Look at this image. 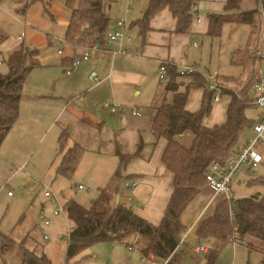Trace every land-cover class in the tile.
<instances>
[{
	"label": "crops",
	"instance_id": "1",
	"mask_svg": "<svg viewBox=\"0 0 264 264\" xmlns=\"http://www.w3.org/2000/svg\"><path fill=\"white\" fill-rule=\"evenodd\" d=\"M228 2L229 0H197L200 18L192 21L190 31L187 33L174 31L176 18L168 8L161 9L150 19V29L145 37L139 33L137 24L132 23L141 15L132 18L130 24L126 25V33L132 31L134 35L127 39L125 37L120 42L107 43L105 40L103 45L95 44L89 52L90 57L80 63V65L82 63L88 65L86 68L88 73L83 74L82 77H71L72 72L66 74L64 69L68 64H63L62 60L65 57H74L75 54L80 55L83 46L73 47L62 39L66 48L64 52L63 49L58 51L60 66L62 74L70 77L66 78L67 81L60 82L59 89L55 88L56 85H52L47 91L38 90L31 93L22 91L19 114L10 130L19 129L28 138L32 133L45 127L47 134L53 132L51 140H57L58 144L61 132L65 131L64 146L62 148L59 146L60 150L64 153L74 143L84 149L75 172H81L83 179L96 189L106 187L119 167L116 144L123 153L132 154L140 143L138 154L120 166L122 179L119 181L117 195L119 200L130 205L136 214L153 224H158L173 189V173L162 160L167 138L157 137L151 130V120L158 104L163 98L171 100L172 97V92L165 90V81L158 78V66L160 61H170L179 70L188 65L197 66L208 62L207 64L210 63L209 66L217 71L219 81L235 87L236 84L233 83L235 74L230 67L234 64L232 56L234 57L236 53L239 55L238 60L242 61L244 56L242 58L240 53H245L246 60L251 62V51L254 46L241 45L237 40L230 47L215 45L217 49L215 51L212 49V41L215 36L218 39L229 26L237 28L243 25V21L237 20L239 12L257 8L258 0H254L250 7L246 0H232V4L237 5L230 7L227 6ZM137 4L142 14L148 5V0H139ZM107 6L109 9L112 7L110 4ZM108 11L110 17L120 14L112 15L111 11ZM209 13H225L230 18L222 24L219 35L213 36L208 33ZM255 17L263 22L264 16L256 14ZM22 32L23 36L19 37V34L16 37L17 40L11 50L24 38L26 32ZM219 41L222 40L219 38ZM203 43L209 48L206 52L202 49ZM260 43L263 44L264 40ZM119 49L123 51L116 52ZM93 74L98 76L97 83L89 80V75ZM78 91L79 97H72V94ZM203 91L202 87L192 88L189 91L186 109L193 111L199 108ZM224 96L226 98L223 99L222 96L219 101L212 102L210 114L203 119L205 125L211 126L225 119L228 96ZM104 102L124 105L125 108L111 112L103 105ZM132 108L138 113H133ZM192 138L191 131H185L177 136V139L186 146L190 145ZM58 163L54 166L55 172ZM49 165L52 166L51 160ZM130 179H137L138 183L132 188H127L123 182ZM220 196L222 195H214L210 187L204 184L186 206L181 215L186 230L181 237V256L176 264H205L208 248L218 244L215 240L202 241L208 247L206 251H195L190 248L194 254L187 255L188 236L193 234L198 240L195 234L197 222L213 210ZM51 200L56 201L55 197ZM64 214L68 218L67 214ZM61 233L64 232L59 234ZM99 242L110 244L111 264H165L166 262L164 258L152 253L147 255L141 253L135 244L128 245L126 242L109 240ZM21 244L23 245V242ZM222 244H219L218 252ZM199 253H203L204 257H199ZM45 257L50 261L46 255Z\"/></svg>",
	"mask_w": 264,
	"mask_h": 264
},
{
	"label": "trees",
	"instance_id": "2",
	"mask_svg": "<svg viewBox=\"0 0 264 264\" xmlns=\"http://www.w3.org/2000/svg\"><path fill=\"white\" fill-rule=\"evenodd\" d=\"M62 1L68 10L62 39L73 47L103 45L106 40V23L110 18L106 1ZM193 1L148 0V5L141 16L132 23L137 24L139 33L145 37L150 29V19L161 9L168 8L176 18L174 31L187 33L193 21ZM261 4L264 7V0H261ZM236 5L232 4V0L227 3L228 7ZM256 14H259L258 7L244 10L239 12L237 20L250 23ZM208 18V33L213 36L219 35L222 24L230 19L225 13H209ZM1 40L0 36V42ZM38 56V48L25 44L22 38L3 59L7 70L0 71V144L18 117L23 85L29 72L40 65ZM72 60L73 57H65L62 63L69 65ZM166 67V77L163 81L165 90L171 91L172 97L171 100L165 98L161 100L151 120L153 134L167 138L162 160L173 173V189L161 221L153 224L136 214L130 205L120 200L116 201L119 181L122 179L120 166L138 154L140 143L132 154L123 153L116 144L119 167L109 184L99 189L88 206L73 198L65 201L66 214L72 222L68 232L66 261L94 243L109 240L126 242L128 245L135 244L145 255L152 253L167 259L165 264H176L181 256L180 240L186 230L181 215L188 203L206 184L205 173L209 164L213 161L225 163L247 141L239 144L240 135L244 130L251 127L254 130V125L260 120L262 109L253 102V96L249 94V89H252V84L258 76L257 61L253 52L252 71L248 76V80L252 79L250 85L247 81L242 85L230 87L217 79L223 85L221 97L227 95L229 99L226 103L225 119L211 126L203 123V119L211 112L213 96V91L206 86L207 80L204 75L198 71L181 74L170 61H166ZM196 87L203 88V96L199 108L191 111L186 109L185 105L189 91ZM251 106L258 108L256 118L246 113V109ZM185 131L193 133L188 146L177 139V136ZM65 138L66 133L63 131L59 136L61 148L64 146ZM257 147L260 149L262 146ZM83 150L77 143L66 149L56 167V173L70 178L78 166ZM263 161L264 154L260 163ZM248 182L264 185V177L259 176ZM233 199L230 203L224 195L220 196L213 210L197 222L195 234L199 243L211 240L218 242L208 248L205 264H215L219 244L228 241L242 243L248 249L257 247L264 255V192L237 197L234 195ZM0 237L12 240L5 234L0 233ZM251 238L259 243H254ZM9 247H1L0 252H6ZM19 248L20 264H50L44 254L38 255L23 245Z\"/></svg>",
	"mask_w": 264,
	"mask_h": 264
},
{
	"label": "rangeland",
	"instance_id": "3",
	"mask_svg": "<svg viewBox=\"0 0 264 264\" xmlns=\"http://www.w3.org/2000/svg\"><path fill=\"white\" fill-rule=\"evenodd\" d=\"M105 1L107 5L112 6L109 9L112 15L120 13L113 18L125 16L126 25L130 24L132 18L141 15L137 4L139 0H133L130 10L126 13L124 12L125 0ZM246 1L248 7L254 2V0ZM260 5L261 0H258L259 9ZM258 15L263 17L264 13L262 14L259 10ZM67 18L68 10L62 0H0V36L2 37L0 71L5 72L7 70L3 59L22 31L26 32L23 38L24 43L39 50L40 65L29 72L23 85V93L38 90L47 91L52 88V85H56L55 88L59 89L60 82L67 81L66 78L70 77V75L62 74L60 54H58V50L63 49L64 52L66 48L62 42V37ZM133 35L132 31H128L125 39L131 38ZM219 38L222 41H219ZM219 38L217 39L215 36L214 41H212V49L215 51L217 50L215 45L217 47L219 44L230 47L237 40L241 45L254 46L251 54L257 47L264 49V43H260L264 40V19L263 22H260L255 17L252 22H243V25L237 28L229 26ZM226 39L233 40L225 41ZM202 49L206 52L209 48L203 43ZM240 55L242 58L244 56L242 61L238 60L239 55L236 53L234 57L232 56L234 64L230 67L235 74L233 83L242 85L248 81L250 85L252 76L249 77L251 80H248V76L252 71L251 62L246 60L245 53H240ZM74 56L79 55L75 54ZM207 63L203 62L200 66ZM86 68L88 65L79 64L72 71L71 77L87 75ZM65 90L67 92V88ZM72 90L71 92H73ZM249 94L253 96L252 89H249ZM79 95L78 91L73 93L72 97L78 98ZM224 98L226 96H223ZM246 113L248 116L256 118L258 108L248 107ZM45 130L46 128L42 127L28 138L19 129L10 130L0 144V232L12 238L9 240L6 237H0L1 247L10 246L6 253L0 252V264H20L19 246H22V242L29 250L39 254L44 253L50 259L51 264H108L111 262V249L108 242L94 243L66 261L65 246L71 221L66 218L64 213H60L50 217V224L45 225L43 223L41 214H48L58 204L64 205L66 200L73 198L88 206L91 198L95 197L99 191L83 179L81 172H74L70 178L60 174L54 175L56 173L54 166L58 163L57 161L61 158L63 151L60 150L57 140H51L53 132L50 131L47 134ZM254 135L255 132L252 127L246 128L240 135L239 144ZM259 150L264 154V148L260 147ZM50 160L52 166L49 165ZM259 176L264 177V161L252 168L242 165L234 175L232 182L235 197L256 192L263 193L264 185L248 182ZM77 184H83L84 187L78 189L76 188ZM123 185L125 186L124 182ZM44 186L51 188L58 203L52 201L51 196L44 195L42 192ZM8 191L12 195H8ZM60 232H64L61 233L63 234L61 237L58 236ZM44 233L49 235L47 239H44ZM251 240L256 244L259 243L252 238ZM187 242V255H193L194 252L190 248L198 244V240L193 234H190ZM221 246L215 264H264V255L257 247L248 249L247 246L241 243L234 244L232 241L225 242ZM198 256L203 258L204 254L199 253Z\"/></svg>",
	"mask_w": 264,
	"mask_h": 264
},
{
	"label": "built area",
	"instance_id": "4",
	"mask_svg": "<svg viewBox=\"0 0 264 264\" xmlns=\"http://www.w3.org/2000/svg\"><path fill=\"white\" fill-rule=\"evenodd\" d=\"M126 7L125 13L130 10V5L133 0H125ZM261 13H264V7L262 4L260 5ZM192 20L197 21L200 18V13L198 9L197 0H194L192 3ZM126 21L125 16L118 17H110L106 23V41L107 43L120 42L123 38L126 37ZM23 36V32L19 35V37ZM194 44H196L194 42ZM95 46H83L82 53L73 57L72 62L67 65L64 69L66 74L71 73L73 70L77 68V66L84 60L89 57L90 50ZM59 52L61 50H58ZM123 51V49H119L116 52ZM253 55L256 57L257 66H258V76L254 80L252 84L253 91V102L256 103L262 109V115L260 120L254 125L255 135L249 138L245 143H243L237 151L229 157L225 163L221 164L218 161H213L209 164L206 173V185L210 187L214 195L221 194L224 195L230 203L233 202L234 192L232 190V181L234 175L237 173L239 168L242 165H246L247 168H252L260 163L263 159L262 152L258 149L257 146L261 145L264 148V50L262 48H257L253 51ZM193 71H198L206 78V86L208 89L213 91L212 102L219 101L221 98V92L223 89V85L219 83L217 80V71L212 69L208 64L206 65H188L181 69L179 72L181 74L190 73ZM167 67L166 61H160L158 66V78L162 81L166 77ZM89 80L92 83L98 82V76L93 74L89 75ZM103 105L108 108L111 112L124 109V105H116L111 102H104ZM133 113H138V111L132 108ZM22 166H20L21 168ZM138 183L137 179H130L124 182L127 188H132L136 186ZM76 188H83L82 184H77ZM42 192L44 195L48 197H53V193L51 189L47 186L42 188ZM10 194V191H8ZM54 201V200H53ZM58 203V202H56ZM60 213H66V209L64 205L58 204V206L52 208L48 214H41V218H43V223L45 225L51 223V216L58 215ZM69 232V231H68ZM67 232V234H68ZM59 236H63V234H59ZM44 239H47L49 235L44 233ZM182 242V238L180 243ZM235 243H238L234 241ZM207 246L203 243H198L192 246V249L195 251H206ZM167 260V259H165Z\"/></svg>",
	"mask_w": 264,
	"mask_h": 264
},
{
	"label": "water",
	"instance_id": "5",
	"mask_svg": "<svg viewBox=\"0 0 264 264\" xmlns=\"http://www.w3.org/2000/svg\"><path fill=\"white\" fill-rule=\"evenodd\" d=\"M119 200V197H118V195L116 196V201H118Z\"/></svg>",
	"mask_w": 264,
	"mask_h": 264
}]
</instances>
